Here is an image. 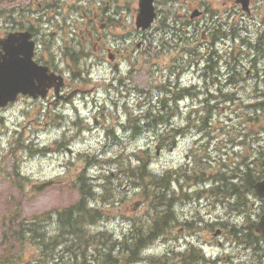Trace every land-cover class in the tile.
I'll list each match as a JSON object with an SVG mask.
<instances>
[{
	"label": "flooded vegetation",
	"instance_id": "flooded-vegetation-1",
	"mask_svg": "<svg viewBox=\"0 0 264 264\" xmlns=\"http://www.w3.org/2000/svg\"><path fill=\"white\" fill-rule=\"evenodd\" d=\"M82 1L40 0L38 3L40 12L38 18H41L43 23L45 21L55 23L57 20L59 22L65 21L66 24L71 23L73 26L75 19L80 16L85 26H87L86 32L90 35L92 30L101 27L104 37L100 38L93 45L95 51L105 54V58L99 59V61L96 58L88 59L91 56V52L88 49L87 43L78 42L77 39L73 40L74 35L69 34L65 25L60 26V28L63 26L64 31L60 29V35L55 37L57 35L56 31H46L41 26H29L30 19L27 15L23 14L22 20L15 22L14 20H9L7 15H4V8L0 9V62L3 61L7 53L4 48L5 40L11 34L28 31L36 44L34 54L36 62L49 67L52 73L64 77V84L60 88L59 94H53V91L49 90L48 97L46 98L49 107L53 105L58 109V104L59 107H62L63 103H68L69 99L80 98L82 97L81 93L86 94L85 88L93 85V81L97 80L86 76L89 65H94L96 61L100 62L101 84L105 87V91L103 90L102 93L103 96H107L108 92L117 90L118 87L124 88V91L128 95L132 94L131 90L133 92L139 90L138 83L142 77L143 64H146V58L152 65L151 70L147 71V73L153 77L158 69L157 61H160L162 66L169 64L167 74H162L159 78L165 79L169 86L175 85L177 90L174 93L181 95L185 93L184 88H182L183 85L189 84L192 81H196L197 83L202 82V85H206L208 79H214L217 74L220 77L222 75V70L218 73L216 65L218 53H214L213 63L211 57L205 59L203 56L193 54L187 49L207 51L208 48H216L222 42L225 48H233L238 42L237 35L241 33L237 29L238 26H241L239 25L241 23L244 24L241 27L248 32L247 39L244 41L248 47L251 49L253 42L256 41V46L260 44L262 49H264V0H250L251 13L249 15H245L241 6L237 5L234 0H165L166 10H161L160 6H158L160 0H155L159 14L158 29L164 30V34L168 32L169 38L172 37V42L166 46H162L161 49L158 46L157 48L148 46V49H152V55L151 57H146L144 60H142L140 50L137 51L132 47L131 51H129L130 48L126 47L128 43L137 44L139 48L143 47V42L139 41V43H135L133 36L135 32L134 21L138 15L137 4L129 5L126 4L125 0H85L84 5H82ZM232 1H234V5L231 3ZM78 11H81L80 15ZM211 13L214 15L209 21L207 17L211 16ZM239 18L241 19L238 20ZM198 19L204 20L200 22ZM20 22L23 25L17 27ZM177 22L182 23V26L179 27ZM15 27L17 28L14 30ZM180 30L182 32L187 31L188 39L195 41L194 44H197V46H193V44L188 48L185 46L181 47L182 34ZM73 31L76 34L83 33V30L77 25H74ZM104 38H106L105 41ZM110 38L114 41L113 47L108 46ZM175 38H178L179 41H175ZM82 39L85 40V37L82 36ZM68 40L73 46L76 45L74 53H70L67 47L66 42ZM244 42L242 41L241 43ZM18 44L22 48L25 47L24 42H19ZM161 50L163 51L162 54L156 53V51L160 52ZM185 51L190 52L192 56ZM17 58L20 61L24 58V55L19 54ZM204 60L207 61L205 66L202 65ZM225 70L226 76H228L229 69L226 67ZM191 73L192 75L188 77ZM247 75L254 81H257L259 78V73L254 66L247 71ZM151 82L153 84V78ZM19 98L28 99L29 97L20 96ZM3 112H0V114ZM101 114L103 118H106L105 113ZM175 134L178 136L176 139L182 136L181 133L170 130L167 135L168 139L174 141ZM197 181L200 183L197 186L193 185L192 188L201 189V195L206 198L205 205H207L210 202L211 195L216 192V188L221 186V181L215 175H208L206 178H201ZM197 181L193 180V184ZM238 186L241 187V197L239 199L240 207L237 211L239 215H242L243 223H240L239 226L236 224L234 226L241 231L242 237L231 239V242L237 251L243 253L245 261L242 264H264V240L261 246L256 248L254 246L253 226L255 208L253 203L249 206L252 194L247 190L243 193V186L236 185L234 186L235 189L231 191V197L237 199V201ZM181 189H187L186 183H183L181 186L171 181L169 188L170 196H172L174 191H180ZM257 210L264 211V208H257ZM236 222L237 219L235 220ZM243 236L245 237L243 238ZM74 255L75 258L68 256L65 258H62V256L56 257L51 264H91L90 262L85 263V260L88 258L92 259L91 256ZM202 262L201 255L196 254L193 248H189L185 252L182 264H202ZM235 264H237V261H235Z\"/></svg>",
	"mask_w": 264,
	"mask_h": 264
},
{
	"label": "rangeland",
	"instance_id": "rangeland-1",
	"mask_svg": "<svg viewBox=\"0 0 264 264\" xmlns=\"http://www.w3.org/2000/svg\"><path fill=\"white\" fill-rule=\"evenodd\" d=\"M127 1L128 3H130V5H133L135 0ZM136 37L137 36H135V38ZM98 72L100 74L99 67ZM191 75L192 73L188 77H190ZM140 83L142 84V86H144L147 83V79L142 76ZM30 104L36 105L34 103ZM76 105L79 106L80 110L83 107V104L80 102H76ZM30 110L36 112V106L30 107ZM67 110H71V107H67ZM90 110H92V106L89 111ZM82 112L85 111L82 109ZM4 115L5 123H3L2 126H6V132L2 133L5 130H3V128L0 126V256H2V252L4 253V249L7 247L3 245L9 242L10 238H6L5 234H9L8 229L12 228V221L21 219L35 220L37 219V216H40L42 213L49 211L52 208H62V206H69L70 204L75 202V200L79 199V194L77 195L75 193V195H72V193H70L67 188H48L47 190L45 189L46 191L44 193H37L35 191L37 187H39L43 183L55 180L57 177L59 178L60 176H63L66 173L63 169L66 163V159L56 156H52L45 159L41 156L40 153L35 152L37 149H34V152L32 153L29 152L30 143L28 144V142L33 138L35 143H37L36 146L40 145V147L42 148L44 144H49L55 137V133L53 131L46 133H41L39 131L42 129H39L40 125L36 124L40 123L42 117L41 119H39L36 117V114H28V118H24L20 114ZM222 116L224 120L229 122V115L222 114ZM230 116L236 117L232 114H230ZM38 120L39 122H37ZM255 121L256 122L253 123L257 127L256 129L264 128V115H260V117ZM32 130L34 133H32ZM10 132L11 135L9 137L7 135L8 133L10 134ZM15 132L18 134L16 137L12 138V135ZM261 135L264 136V134ZM86 139V142L83 141V139L77 140L79 144L74 145L71 154L67 155V162L68 164L72 165V168L69 171V175L72 177L75 174L78 175L77 173L81 171L84 166L86 167L85 162L78 160L76 154L85 153L86 151L91 153L97 151H104V146L101 143L102 141L100 137L91 138V135L87 134ZM147 142L148 139L141 138L138 141V144L143 146ZM8 144H10L9 148ZM11 144L14 145L13 149H11ZM21 144L22 148L20 149L19 147L21 146ZM107 148L108 150L106 151V153L109 155H113L114 150L117 148V146H110ZM177 158L178 157L173 158V156L171 155L167 156L166 154L164 158H162V160L158 163L168 165L170 163H173V159ZM49 159H51V161H49ZM16 165H18L19 167L21 179H18L16 174L14 173ZM103 183L104 182H99L96 184L102 185ZM109 184H111L114 188L119 189L121 192H125V194L127 195L124 197L128 202V204L126 205L127 208L123 210L125 214L131 212L128 208L134 206L136 202H141V199L139 198L138 189H124L123 182L120 183L118 181H110ZM141 205L139 207H141ZM19 209L22 211V213L20 215L15 214L16 212H18ZM209 209L210 210H202L204 212H213L211 208ZM116 212L118 213L112 214L113 218L111 220V223L115 226H120L122 218H125L126 216L122 215L120 211ZM145 212L146 207L144 210H142V213ZM208 218L209 217H207V219ZM115 226H111V228H116ZM197 231L199 230H196V232ZM115 232L117 234H122L123 228L119 227L115 230ZM197 233L199 236H205L202 233ZM9 244V251L8 253H5L7 254L5 256L15 253L16 249L18 248V245L14 242H9ZM228 251L231 252L230 249Z\"/></svg>",
	"mask_w": 264,
	"mask_h": 264
},
{
	"label": "trees",
	"instance_id": "trees-1",
	"mask_svg": "<svg viewBox=\"0 0 264 264\" xmlns=\"http://www.w3.org/2000/svg\"><path fill=\"white\" fill-rule=\"evenodd\" d=\"M36 9V8H35ZM26 11L29 10H23L20 13H17L15 16H13L14 20H22L23 18V14L26 15ZM230 103H228L229 105ZM247 106V104H244ZM249 107H253L252 109L254 110V112H258L263 114L264 110V101H261L259 103H256L254 106L249 105ZM214 110V108L212 109V111ZM124 112H126L127 114H131L133 113L130 109L129 106L124 108ZM254 113V114H255ZM218 115V114H217ZM215 116V114H208V116L205 118L206 122H210L212 120V118ZM165 114H142L141 121L140 123L144 122V123H150L149 124V128L148 129H152L153 128V124L154 126H158L161 124L162 120L164 119ZM217 116H215L216 118ZM133 116H130V121L124 126L127 129H130L129 127H136L138 124V121H136V119H133ZM254 120V119H249L248 117L246 118V123L249 124L248 122ZM234 125V123L232 124ZM145 130L143 128H140V132L143 133ZM155 149L153 148V152L148 151V150H142L139 152V155H136V157L139 159V163L140 165L136 168L131 167L129 169V172L131 174V176L135 179V180H129L127 179L126 181L129 183H132V185H140V187L142 188V197L145 201L146 207H147V211H148V215L146 217V219H144L141 223V227L139 230V233L136 232V234L134 235H129V236H124V243H123V247L125 249H127L130 244L128 243L129 238H131L132 240H136L138 241L141 245L153 241V239L162 236L163 233H165V225L164 223L160 224L159 226H153V221L152 222H148L151 218H153V212L154 211H159L160 209H163V216L166 214L164 212V209H166V203H167V194L164 191V188H161V192L160 194H155L153 193V174L152 172L148 169L149 165L151 163V160L153 158ZM127 171V170H126ZM129 175V174H128ZM164 179V177H163ZM81 183L78 186V189L80 190V192L83 195V201H81L78 206H85V199L88 195L92 194L91 191V186L88 183L87 180L85 179H81L80 180ZM157 184H161L164 185V180L160 179L158 180ZM159 221V220H158ZM148 222V223H146ZM68 225L71 224V220H67L66 222ZM25 229H28L27 234L31 235V233L33 235L38 233V228L36 227V225H29L27 227H25ZM31 231V232H30ZM87 238L93 239V240H103L102 244L105 243L104 247L107 249L104 253L107 255H112L113 254V250L115 249L117 246V241H113V235L110 234L107 231L101 232L100 234L97 235H88L86 236ZM40 240L44 243V245L48 242L44 241L43 238H40ZM93 246H97L100 247L99 244H92ZM89 245L83 244L82 247L83 249L87 248ZM133 246V245H131ZM136 248V246L132 249V256H135V254L138 256V250L139 247L136 248V251L134 252V249ZM130 252V253H131Z\"/></svg>",
	"mask_w": 264,
	"mask_h": 264
},
{
	"label": "water",
	"instance_id": "water-1",
	"mask_svg": "<svg viewBox=\"0 0 264 264\" xmlns=\"http://www.w3.org/2000/svg\"><path fill=\"white\" fill-rule=\"evenodd\" d=\"M246 1L247 0H241V2L242 3H246ZM146 14L148 15H150V12H148V11H144L143 13H142V16L144 17V16H146ZM151 15H150V21H148V24L147 25H145L144 23H145V20H143L142 21V23H141V25L144 27V28H146V27H148L149 26V24H150V22H151ZM31 55H32V53L30 52V57H29V59H31ZM26 68H30V71L31 70H33V71H35V70H38L34 65H32V62L30 61V65H26ZM7 83V81L6 80H0V107L1 106H3V105H5V103L7 102V100H5V99H9V93H8V91H7V88H8V85L6 84ZM18 83V82H17ZM260 187H261V190H260V192L262 191V192H264V183H262L261 185H260ZM259 192V193H260ZM264 224V223H263Z\"/></svg>",
	"mask_w": 264,
	"mask_h": 264
}]
</instances>
